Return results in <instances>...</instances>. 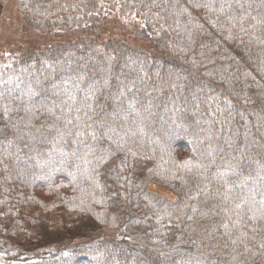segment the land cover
<instances>
[{"label": "trees", "instance_id": "obj_1", "mask_svg": "<svg viewBox=\"0 0 264 264\" xmlns=\"http://www.w3.org/2000/svg\"><path fill=\"white\" fill-rule=\"evenodd\" d=\"M18 8L70 37L0 56V264H264V0Z\"/></svg>", "mask_w": 264, "mask_h": 264}, {"label": "rangeland", "instance_id": "obj_2", "mask_svg": "<svg viewBox=\"0 0 264 264\" xmlns=\"http://www.w3.org/2000/svg\"><path fill=\"white\" fill-rule=\"evenodd\" d=\"M19 0H4L0 3V56L9 52H23L27 49H36L45 44H53L70 35L55 37L51 33H43L32 28L24 27V19L18 8ZM99 20L95 33L100 38L115 37L132 45L141 46L142 42L134 39L133 32L140 27V20L134 16L122 18L115 8L110 10L105 5H99ZM59 38V39H57ZM151 190L175 199V194L160 187L151 186Z\"/></svg>", "mask_w": 264, "mask_h": 264}, {"label": "snow or ice", "instance_id": "obj_3", "mask_svg": "<svg viewBox=\"0 0 264 264\" xmlns=\"http://www.w3.org/2000/svg\"><path fill=\"white\" fill-rule=\"evenodd\" d=\"M226 104L228 105V111L231 112L232 111L231 102L230 101H226ZM64 255L65 256H70V253L65 252Z\"/></svg>", "mask_w": 264, "mask_h": 264}]
</instances>
